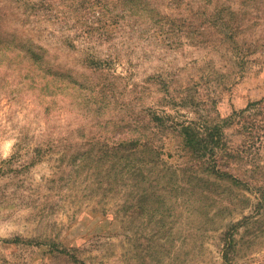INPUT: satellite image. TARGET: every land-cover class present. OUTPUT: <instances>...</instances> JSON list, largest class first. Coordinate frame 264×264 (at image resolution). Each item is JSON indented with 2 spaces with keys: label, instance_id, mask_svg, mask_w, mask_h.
Listing matches in <instances>:
<instances>
[{
  "label": "rangeland",
  "instance_id": "rangeland-1",
  "mask_svg": "<svg viewBox=\"0 0 264 264\" xmlns=\"http://www.w3.org/2000/svg\"><path fill=\"white\" fill-rule=\"evenodd\" d=\"M148 1L0 0V264H264V0Z\"/></svg>",
  "mask_w": 264,
  "mask_h": 264
},
{
  "label": "trees",
  "instance_id": "trees-1",
  "mask_svg": "<svg viewBox=\"0 0 264 264\" xmlns=\"http://www.w3.org/2000/svg\"><path fill=\"white\" fill-rule=\"evenodd\" d=\"M105 0H101V2H100V4H101V6H100V8H103V2H104ZM107 1H110V0H107ZM140 5H144V6H146L147 7V9H149L150 8V5H151V3L148 1V0H141V2H140ZM148 12H149V10H148ZM159 14V13H158ZM161 14V13H160ZM156 19L157 18H155V20H154V22L156 21ZM9 46H11V45H8L5 41H2V43H1V39H0V52H1V50L2 51H6V50H8V47ZM14 46V45H13ZM18 48H16L15 47V50H14V52L17 50ZM33 61V60H32ZM34 62V61H33ZM35 63V62H34ZM48 72H50V73H53L54 71H52L51 72V70H52V68L51 67H48ZM56 72H60V71H56ZM49 75H51V74H49ZM210 139H209V141H215V140H217V137L216 136H212V135H210Z\"/></svg>",
  "mask_w": 264,
  "mask_h": 264
}]
</instances>
